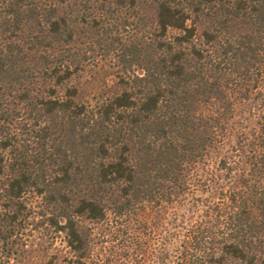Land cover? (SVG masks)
Masks as SVG:
<instances>
[{
    "label": "trees",
    "instance_id": "trees-1",
    "mask_svg": "<svg viewBox=\"0 0 264 264\" xmlns=\"http://www.w3.org/2000/svg\"><path fill=\"white\" fill-rule=\"evenodd\" d=\"M34 253L264 264V0H0V264Z\"/></svg>",
    "mask_w": 264,
    "mask_h": 264
},
{
    "label": "rangeland",
    "instance_id": "rangeland-1",
    "mask_svg": "<svg viewBox=\"0 0 264 264\" xmlns=\"http://www.w3.org/2000/svg\"><path fill=\"white\" fill-rule=\"evenodd\" d=\"M57 246H58V248H63L64 245H63L62 242H58ZM51 255L50 254H48V255L45 254L44 257H41L40 255H38V253H34L33 256L35 258H34L32 263H34V264H50L49 260L47 261V258L51 257Z\"/></svg>",
    "mask_w": 264,
    "mask_h": 264
}]
</instances>
